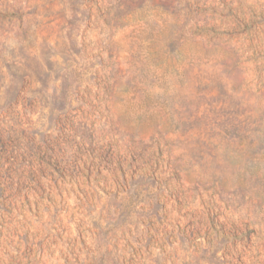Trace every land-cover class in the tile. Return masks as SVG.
I'll use <instances>...</instances> for the list:
<instances>
[{"label": "rangeland", "instance_id": "rangeland-1", "mask_svg": "<svg viewBox=\"0 0 264 264\" xmlns=\"http://www.w3.org/2000/svg\"><path fill=\"white\" fill-rule=\"evenodd\" d=\"M0 264H264V0H0Z\"/></svg>", "mask_w": 264, "mask_h": 264}]
</instances>
